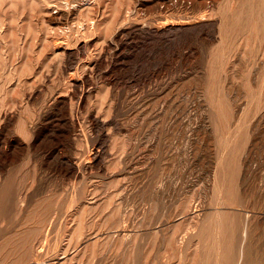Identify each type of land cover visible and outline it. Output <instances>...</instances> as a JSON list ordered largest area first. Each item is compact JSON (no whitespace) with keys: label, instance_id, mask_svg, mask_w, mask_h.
Instances as JSON below:
<instances>
[{"label":"rangeland","instance_id":"374dc122","mask_svg":"<svg viewBox=\"0 0 264 264\" xmlns=\"http://www.w3.org/2000/svg\"><path fill=\"white\" fill-rule=\"evenodd\" d=\"M0 264H264V0H0Z\"/></svg>","mask_w":264,"mask_h":264},{"label":"bare ground","instance_id":"6f19581e","mask_svg":"<svg viewBox=\"0 0 264 264\" xmlns=\"http://www.w3.org/2000/svg\"><path fill=\"white\" fill-rule=\"evenodd\" d=\"M245 247V246H244ZM241 257H242V255H241ZM241 263V262H240Z\"/></svg>","mask_w":264,"mask_h":264}]
</instances>
